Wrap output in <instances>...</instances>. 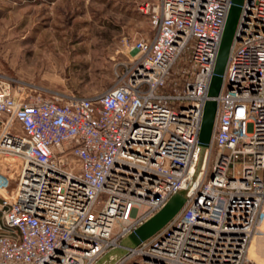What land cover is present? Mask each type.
<instances>
[{"label":"built area","instance_id":"built-area-1","mask_svg":"<svg viewBox=\"0 0 264 264\" xmlns=\"http://www.w3.org/2000/svg\"><path fill=\"white\" fill-rule=\"evenodd\" d=\"M232 5L159 0L154 35L90 96L0 76V264H264L250 256L264 240V0L241 4L199 140ZM181 190L182 209L128 245Z\"/></svg>","mask_w":264,"mask_h":264},{"label":"rangeland","instance_id":"rangeland-1","mask_svg":"<svg viewBox=\"0 0 264 264\" xmlns=\"http://www.w3.org/2000/svg\"><path fill=\"white\" fill-rule=\"evenodd\" d=\"M158 3L0 0V76L45 96L102 92L123 71L126 46L154 35L151 12Z\"/></svg>","mask_w":264,"mask_h":264},{"label":"water","instance_id":"water-1","mask_svg":"<svg viewBox=\"0 0 264 264\" xmlns=\"http://www.w3.org/2000/svg\"><path fill=\"white\" fill-rule=\"evenodd\" d=\"M233 5L226 22L219 54L214 68V74L208 90V100L205 103L202 125L199 140L202 146H208L212 141L214 130L217 99L223 84V74L226 68L228 55L233 42L235 28L239 17L241 4L244 0H232ZM186 191L181 190L175 193L167 204L151 218L141 224L133 234L129 236L128 245L136 246L141 241L147 240L160 230L186 203ZM136 264L139 262L136 260Z\"/></svg>","mask_w":264,"mask_h":264},{"label":"bare ground","instance_id":"bare-ground-1","mask_svg":"<svg viewBox=\"0 0 264 264\" xmlns=\"http://www.w3.org/2000/svg\"><path fill=\"white\" fill-rule=\"evenodd\" d=\"M250 256L258 257L260 262H264V240H254L253 241V244L250 250Z\"/></svg>","mask_w":264,"mask_h":264}]
</instances>
